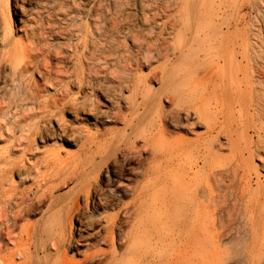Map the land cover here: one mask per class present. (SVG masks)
I'll use <instances>...</instances> for the list:
<instances>
[{
    "label": "bare ground",
    "instance_id": "1",
    "mask_svg": "<svg viewBox=\"0 0 264 264\" xmlns=\"http://www.w3.org/2000/svg\"><path fill=\"white\" fill-rule=\"evenodd\" d=\"M18 1L0 0V264L264 259V0L258 82L226 31L221 80L151 118L163 77L143 68L168 59L154 31L179 3L218 16L227 0H35L13 21Z\"/></svg>",
    "mask_w": 264,
    "mask_h": 264
},
{
    "label": "rangeland",
    "instance_id": "2",
    "mask_svg": "<svg viewBox=\"0 0 264 264\" xmlns=\"http://www.w3.org/2000/svg\"><path fill=\"white\" fill-rule=\"evenodd\" d=\"M18 5L17 9L14 7H11L10 9L11 18L13 21H17L16 17H19L22 14L28 15L32 12H36L35 0H20L18 1ZM14 13H16V15ZM219 14L217 16L213 8L209 5L179 3L178 7H175L171 11V16H169V18L163 19L161 24H159L160 28L154 31L155 33H158V36L154 35L152 41H164L165 48L166 50L168 49L166 53L168 55V59L164 58L163 60H153L151 65H146L143 68L144 74H149L150 72L154 71L158 74H162L163 77V82L157 81L156 83V81H154L151 86V93L153 94V97H150V102L152 101V103L149 104L148 111V116L150 118L152 116H156L153 112L155 111V106H153V103H157L159 100H161L164 107L176 108V106H172L170 101H168L167 96L173 97L176 101L179 100L180 102L182 101L181 99H183L182 102H184V98H191L190 94H187V92L191 90L190 88H192L191 85L193 86V84L196 85L198 83L211 85L212 83L221 80V77L219 76V79L215 74V70H217V68L222 69L225 67L223 63L224 60H222L223 58H221L222 55L220 54V52H218L217 54V51H220L219 48L217 49L216 47L218 46L217 36H220L219 34L222 35L226 31L229 35L227 36L226 41L228 43H226L228 46H226L228 47V50L230 52L232 48V51L240 50L239 48L241 47H239L237 42H239V44H242V38L246 37V39L248 40L249 43L247 42L248 44H245L244 46L245 50H247L246 57H249H247L243 61L248 60L250 65L248 64L249 66H246H248L247 69L249 71L251 70L250 72H252L253 75L252 76L250 74V78L253 77V81H255L256 83L258 82V5L254 4L253 0H227L225 12L221 13L220 15ZM45 18L46 17L42 18L44 23L46 21ZM163 22L166 23L165 28L162 25ZM169 22H175L176 24V31L173 34H168L167 25L169 24ZM215 24L218 29V35H215ZM228 37L230 41L232 39L233 40L230 42ZM227 47L225 48L226 50ZM252 50L255 53H253ZM229 51L227 52L229 53ZM216 57L220 58L216 59ZM248 58L251 59V61ZM215 62H217L216 66L214 65ZM245 63L246 62H244L243 64ZM221 64L223 66L220 67ZM212 69L214 72L212 71ZM209 71H212V73L210 74ZM263 71L260 72L262 73ZM207 72L209 74H207ZM33 77L35 81L40 82L41 79L36 74ZM198 92L200 91H197L194 97L199 94ZM189 93H191V91H189ZM191 95L193 97V93ZM121 127V125H118L115 128L116 130H118ZM162 145L163 141L159 140L157 142L158 148ZM101 170L104 176L105 183H108L112 179L116 180L114 176L115 173H112V164L108 166L102 165ZM120 191L127 200V193L125 192V190L121 189ZM109 214H114V212L112 213L111 211H109ZM37 218L38 217L34 218L33 221ZM234 246L235 245H226V248L235 249L236 247ZM238 248L242 249L241 247ZM251 263L253 264V262ZM230 264L243 263L239 260L233 259L230 261ZM255 264H264V259H258V262Z\"/></svg>",
    "mask_w": 264,
    "mask_h": 264
}]
</instances>
